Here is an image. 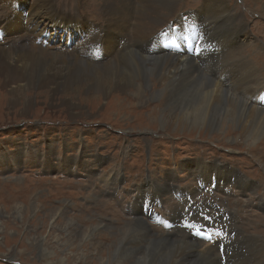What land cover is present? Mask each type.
Instances as JSON below:
<instances>
[{"label": "rangeland", "instance_id": "obj_1", "mask_svg": "<svg viewBox=\"0 0 264 264\" xmlns=\"http://www.w3.org/2000/svg\"><path fill=\"white\" fill-rule=\"evenodd\" d=\"M127 1L126 10L115 5L117 12L123 15L121 19L117 18L118 14L113 15L118 20L115 25L102 16L100 10L104 0H48L58 14L72 18L71 22L86 23V27L77 34V43L72 40L66 48L47 52L70 61L89 62L87 65L94 69H102L130 52L136 53L131 50V26L139 7L137 0ZM210 1L148 0L149 8L164 17H159L156 26L150 25L145 40L138 45L141 56L148 59L144 49L150 42L151 50H155L150 59L165 57L169 61V65L164 60L161 62L165 71L167 65L170 68L176 61L179 65L186 58L188 66H193L199 74L191 82L195 84L188 82L187 86L204 90L205 85L219 82L220 90L227 95L243 101L252 109L264 111V89L260 90L258 98L252 100L253 92H246L238 78L250 74L248 67L241 65L233 82V74L228 69L229 58L224 61L225 47L237 43L240 47L236 52L255 66L264 82L263 3L224 0L228 14L234 17L235 25L231 27L245 26L237 36L228 38L230 31L220 17L209 11ZM167 3L172 5L171 12L165 9ZM33 5H36L34 0H7L6 3L0 0V25L20 8L25 17H30ZM13 18L11 23L17 22V18ZM40 20L47 30L48 21ZM62 32L59 30L58 35ZM31 33L24 29L15 34L21 35L16 40L13 39L15 35L0 34V42L5 38L9 40L3 50L49 49L46 35L35 37ZM110 34L123 38L110 41L107 39ZM50 37L57 38V32L52 31ZM41 39L43 46L38 42ZM145 65L149 69L160 66L156 61ZM184 76L174 78V82L172 78L170 83H185L187 76ZM147 78L148 90L144 89L141 100L130 89L126 92L113 90L96 100H89L91 94L78 92L73 97L78 106L73 108L61 103L71 96L56 94L50 97L41 89L17 95L15 92L6 93L0 85V264H54L53 251H57L58 260H62L72 255L70 250L73 248L66 245L59 251L56 246L51 248L54 242L51 235L58 234L63 240L60 244H64L68 236L78 239L91 226L94 228L92 241L101 245L100 254L90 255L91 241L82 244L81 249L87 261L94 262L93 259L102 256L105 248L114 245L112 242L125 232L122 230L124 225H133L136 218L149 225L153 231L150 238L157 240L158 236L169 242L188 238L185 224H196L199 231L192 234L195 241H189L194 243V254L210 264H221L219 260L216 262L214 254L218 255V244L222 242L227 257L225 262L224 255H221L223 250L220 251L223 264H264V134L252 145L238 135L236 127L237 130L224 129L225 134L207 132L206 129L188 127L183 120H171L166 113V122L164 119L161 124V118H158L162 106L158 103L161 102L150 97L153 93L165 91L166 86L158 78ZM133 82L138 84L136 80ZM16 95L17 100H12ZM200 172L207 180L200 177ZM238 175L251 190L242 191L231 183ZM216 177L217 185L209 180L214 181ZM154 184L168 189L161 188L160 194L150 197L155 191L145 192L146 198L142 191ZM172 189H181L193 197H188V201L177 198ZM187 205L190 206L187 209L189 215L182 217L184 224L183 221L171 222L175 214L179 213V216L184 212L179 209ZM142 206L148 208L149 215ZM51 213H56L55 226H52ZM157 216L168 221L165 226H171L169 230H165L163 224L153 222ZM69 220L74 224L70 226ZM198 233L210 235L213 240L198 239ZM143 242L144 247L146 241ZM43 248H49V252H43Z\"/></svg>", "mask_w": 264, "mask_h": 264}, {"label": "bare ground", "instance_id": "obj_2", "mask_svg": "<svg viewBox=\"0 0 264 264\" xmlns=\"http://www.w3.org/2000/svg\"><path fill=\"white\" fill-rule=\"evenodd\" d=\"M3 1L6 3L7 0H3ZM47 1L48 0H34V3L36 5H33V8L31 7L30 17L29 15L25 17V13L22 12L20 8L17 9L16 12L13 14V16L11 18H8L3 25H0V34H4L5 32H7V34H4L6 36H14L15 34L22 33L24 29H27L30 30L35 37L46 35L48 37L47 39L49 40V46H48L49 49L41 47V49L46 51L36 50V49L22 50V51H5L3 49L4 47H7V44L9 43L8 38H5L3 41L0 42V85L2 84L6 93L15 92L17 95L18 94L21 95L32 92L34 90L41 89L47 91V94L49 93L50 97L56 94L66 95L68 97L71 96L72 97V98L70 97L71 99L64 98V101H61L63 106L69 108L76 107V105L78 106V104H76V102L74 101L75 99L73 98L75 94L78 95L77 94L78 92L91 94L89 96V100L90 99L96 100L105 97L107 93H110L113 90L114 91L116 90L118 92L119 91L122 92L125 90L124 92H126V90L130 89L129 91H134L135 96H137V99L141 100L144 98V89L148 90L147 88L148 85L145 84L147 82L146 80L148 79L147 78L148 76V77L158 78L159 82L164 86H166L165 91H160L159 93L156 94L153 93L152 96L150 97L151 100H156V102H161L158 103L162 105L160 110V112L162 111L161 115L160 112L158 115V118H161L160 120L161 124H163V120L165 119L164 113H166L168 114L171 120H180V121L183 120L188 127H198L199 129L200 128L206 129L207 132L220 131L225 134L226 132H224V129L231 127L233 130L239 129L238 135L242 137L244 141L252 145L255 144V143L253 144V142L257 141V139H259L264 134V111L258 109H252L247 105H245L244 103H242L243 101L240 102L238 101V99H235L227 95L224 91L220 90L219 82H215L214 84L211 83L212 85H208V84L205 85L204 90L195 89L194 87L187 86L188 82L190 83V85L195 84L191 82L195 81L196 80L195 77H199V74L194 70L193 66L190 67L188 66V61L185 60L186 58L180 61L181 64L177 65L178 63L176 61L173 64H171L172 67L170 66L169 68L168 67L169 61H166L165 57H163L162 59H158L156 57L150 59L151 57L154 56L153 54L155 53V50L154 49L151 50L150 48L151 46L149 45L150 42L148 43L147 47L144 49L148 59L146 57L141 56V51L138 45L145 40V35L149 33L150 25L153 26L157 24L159 21V17L160 18L164 17L160 14H156L152 9L149 8L148 0L136 1V4L139 7V8L137 7L138 14L136 20L131 26V34L133 36V49L131 50L136 51V53L130 52L128 54H125V56L118 57L117 59L112 60L110 65L102 69L92 68L91 66L87 65L89 62L86 63L75 59L73 61H70L67 58L64 59L65 57L61 58L60 56L57 55L52 56L51 53L47 52V51H54L55 49L61 50L62 48H66L67 44L72 40L76 42L78 40L77 34L81 31H84L86 27L85 25L86 23L80 24L79 22L78 24L75 23L76 21L71 22L72 18H68L64 15L58 14V11L53 10L50 7L49 2ZM126 1L127 0H104V5L101 6V10H100L102 11L103 14L102 16H104V18L107 19V21H113L116 25L118 23V20H115L113 18V15L117 16L118 14L119 15L117 16L118 19H121L123 15L117 12L115 5L119 4L126 10L127 9L125 5ZM256 2L257 4L261 2L263 3L261 10L264 12V0H256ZM165 9L166 11L171 12L172 5L168 4L165 7ZM129 11L131 12V10ZM209 11L211 14H214L215 17H220V21L224 24L225 28L230 31V33H228L227 36L228 38L232 36H237L239 33L243 31V28H245V26L242 25H236L235 27L237 29L231 27V25H235L234 17L228 14V9L226 6V2H224V0H211ZM109 14H111L112 16ZM225 14H226V19L224 18ZM63 16L64 18H62ZM13 17L17 18V22L11 23L10 20ZM25 18L28 19L25 20ZM58 18H62V19H58ZM40 19H46L48 21L49 24L47 30L45 26H42V20ZM71 26H73V28H71ZM54 30L57 32V38L50 37L52 35V31ZM59 30L63 31L60 35H58ZM20 37L21 35L20 36L15 35L13 39L16 40L19 39ZM122 38L123 37L121 35L112 37L110 34L107 36V39L116 42L121 40ZM38 42L43 46L44 41L42 39L41 41ZM238 47H240V45H238L237 43L236 45L231 47L230 45L226 46L225 48L227 49V51H225L226 57L224 61L227 60V58H229L227 60L229 61L228 69L230 68L231 73L233 74L232 76L233 82L236 81V78L234 76L236 71L240 68V66L244 65V68L248 67L250 74L248 75L245 74L244 76H238V78L240 80V83L244 85L246 92H251V93L253 92V96H252V100H253L255 98H258L259 92L261 93L260 90L264 89L263 86L264 82L261 80L260 76H258L255 66H253L251 62L247 61L236 52ZM150 60H155L156 63L160 64V66L157 69H149L145 64L146 63L154 64L155 62V61L150 62ZM162 60H164L168 64L166 71L165 68L163 69L164 65H161ZM183 68L184 70H182ZM182 74L187 76V81L185 83H178V84L170 83V79L173 78L172 81L174 82V80L176 78H180L179 76ZM134 80L138 81L137 85L133 82ZM143 83L145 85H143ZM223 89L225 90V88ZM17 95L12 96V100H17L16 99ZM25 100L26 102H29L28 98H25ZM71 100H73L74 102H72ZM162 126L163 125H161V127ZM235 127L237 129H235ZM201 174L202 173L200 172V177H204ZM238 176L239 177H236L234 182L231 183L235 185V187L238 186L242 191H244V189L251 190L241 182L240 177L242 176L240 175ZM204 179L207 180L205 177ZM209 180H211L213 183H216L217 185V181H218L217 177L214 181L212 179ZM227 180L228 178H226V182H229ZM161 188L166 190L168 189L167 187L166 188H164L163 186L159 187L158 185L154 184L149 189H147V191H142V194L149 191H155L151 195H149V197L154 194H158V193L160 194ZM172 191L175 194V196L177 195V198L182 197L186 201H188V197L191 198L193 197L192 194H187L185 191H181V189L178 190L172 189ZM143 195L146 197L145 194ZM146 198H148V196ZM189 207L190 206L187 205L186 207L179 209V212L180 210L184 212H182V214H180L179 216H178L179 213L175 214L171 222L183 221L182 224H184V219H182V217L185 218V216L187 217V215H189V213L187 214V209ZM224 210L225 209H221L220 211H224ZM226 214H229V212H227ZM51 217H52V226H55L54 222L56 219V213L54 214L51 213ZM133 221H132L133 225L130 224L124 225L122 230H125V232H121L120 235H118L119 237L116 239V241L114 240V242H112L114 243V245L105 248V253L102 256L100 255L98 258L93 259L94 262H91V260L87 261L88 258L83 254V250L81 249L82 244L85 243L89 244V241H91V245H90L91 249L88 248L90 251L89 252L90 255L100 254L101 245H96L92 241L93 240L92 231L94 229L92 226L91 228L90 227L86 228L88 229V231L83 232L78 237V239H73L70 237L71 235L70 236L67 235L68 239L65 240L66 243L63 242L64 244H60L62 243L63 240L62 241L60 240L61 237L59 238L58 234L51 235L54 240L51 248H53V246H56L55 248L58 251L61 249L63 245H66V247L68 248H73V251L70 250V254L72 255H69L68 257H65L62 260H58L57 251H53V255L55 256L56 259V261H54V264H69V262H71L70 264H90V263L96 264V262H99L100 264H210L208 263L207 260H205V258L204 259L200 258L198 255L194 254L193 252L194 243H191L189 241L191 239L195 241V237L192 234L194 233V231H199L198 230L199 227L196 224H192L188 222L187 224H185V226L187 227V233H189L188 238L185 237L184 239L181 238V240L179 241L172 240L171 242H169L168 240H163L162 238H158V236H156L157 240H155L154 237L150 238V235L153 234V231L150 229L149 225L147 223H144V221L141 220L140 218H136ZM68 224L71 226L74 224V222L69 220ZM190 225L194 228L193 230L189 228L191 227ZM220 236L223 237L222 234H220ZM143 241L144 242L146 241V245L144 247L141 245ZM223 244L224 243L222 242L221 245ZM253 248L256 251L255 245H253ZM42 251L48 253L49 248L47 249L43 248ZM218 256L219 254L218 255L214 254L216 262H218V260L221 262V259L219 258L220 256L219 257ZM52 260L53 258L50 259V261Z\"/></svg>", "mask_w": 264, "mask_h": 264}, {"label": "snow or ice", "instance_id": "obj_3", "mask_svg": "<svg viewBox=\"0 0 264 264\" xmlns=\"http://www.w3.org/2000/svg\"><path fill=\"white\" fill-rule=\"evenodd\" d=\"M202 230V229H201ZM205 238H208V239H210L211 237H210V235L209 236H206Z\"/></svg>", "mask_w": 264, "mask_h": 264}]
</instances>
